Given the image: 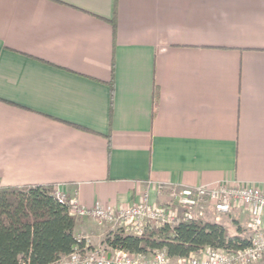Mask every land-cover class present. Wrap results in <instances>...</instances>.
I'll use <instances>...</instances> for the list:
<instances>
[{"label": "crops", "instance_id": "1", "mask_svg": "<svg viewBox=\"0 0 264 264\" xmlns=\"http://www.w3.org/2000/svg\"><path fill=\"white\" fill-rule=\"evenodd\" d=\"M223 180L264 191V0H0V186L91 208Z\"/></svg>", "mask_w": 264, "mask_h": 264}, {"label": "built area", "instance_id": "2", "mask_svg": "<svg viewBox=\"0 0 264 264\" xmlns=\"http://www.w3.org/2000/svg\"><path fill=\"white\" fill-rule=\"evenodd\" d=\"M165 188L169 199L164 203L150 202L147 196L125 206L95 204L86 208L73 198L55 192L60 201L69 204L73 215L89 216L113 229L141 235L151 224L172 225L188 218L206 219V210L231 213L244 209L248 213V244L241 248L202 246L182 257L168 256L164 247L147 252L91 247L88 236H77L82 245H75L68 254L48 264H253L264 257V191L241 181L225 180L213 185H158ZM19 264H28L20 262Z\"/></svg>", "mask_w": 264, "mask_h": 264}, {"label": "trees", "instance_id": "3", "mask_svg": "<svg viewBox=\"0 0 264 264\" xmlns=\"http://www.w3.org/2000/svg\"><path fill=\"white\" fill-rule=\"evenodd\" d=\"M75 215L60 201L53 184L0 186V264H48L71 252L77 241ZM231 234L222 224L188 218L172 225L148 227L141 235L117 228L102 243L110 249L147 252L164 247L168 256L182 257L209 245L241 248L248 244V231Z\"/></svg>", "mask_w": 264, "mask_h": 264}, {"label": "rangeland", "instance_id": "4", "mask_svg": "<svg viewBox=\"0 0 264 264\" xmlns=\"http://www.w3.org/2000/svg\"><path fill=\"white\" fill-rule=\"evenodd\" d=\"M151 226H158V225L151 224ZM240 227L243 229L242 234H246L247 230L244 228V226L240 225ZM95 245H97V244H95ZM253 264H264V257L262 259L258 260L257 262L253 263Z\"/></svg>", "mask_w": 264, "mask_h": 264}]
</instances>
